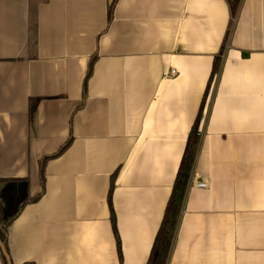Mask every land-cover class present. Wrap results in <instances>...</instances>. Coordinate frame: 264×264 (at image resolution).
<instances>
[{
  "label": "crops",
  "instance_id": "1",
  "mask_svg": "<svg viewBox=\"0 0 264 264\" xmlns=\"http://www.w3.org/2000/svg\"><path fill=\"white\" fill-rule=\"evenodd\" d=\"M112 1L0 0L10 263L147 264L218 56L165 264H264V0Z\"/></svg>",
  "mask_w": 264,
  "mask_h": 264
},
{
  "label": "trees",
  "instance_id": "2",
  "mask_svg": "<svg viewBox=\"0 0 264 264\" xmlns=\"http://www.w3.org/2000/svg\"><path fill=\"white\" fill-rule=\"evenodd\" d=\"M236 3H237L236 0L230 2V5L232 6V8H234V5ZM114 4H115V0H113L111 2L110 8H109V17L111 16V12H112ZM93 61H94V58H92L91 61L89 62L88 72H87V75H86L85 80L83 82V91L85 90L86 81L90 75ZM219 63H220V58L217 56L214 58V61H213V66H212L211 74L209 77L208 86L205 90L199 111H198L197 116L194 120V123L191 127V130L187 136L183 155H182V158H181L180 163H179V167H178V170H177L174 182H173L171 193H170L169 198H168L166 205H165V210H164V214L162 217L161 224H160L159 229L156 233V236H155L154 241H153V245H152L151 250H150V254H149L147 264H165V261H166V258H167V255H168V252H169V249L171 246L173 232H174V229H175V226L177 223V219H178V215L180 212L181 203H182V200L184 197L185 187H186V184H187V181L189 178V174H190V171L192 168L195 149L197 147L198 140H199V135H198L199 123L201 120V115H202V111L204 108L206 96L208 93L209 85H210L215 73L217 72V70L219 68ZM38 101H39L38 98L31 99V101H30L29 115L31 117H32V115L36 109ZM70 142H71V138H69L65 142V144L57 152H55L52 155H49V156L47 155V156H44L41 158V160L39 162V177H40V183L42 186V190L36 196L31 198L29 201L38 200L40 198L41 194L43 193V190H44V166H45L46 161L52 157H56L57 155L61 154L68 147ZM115 174L116 173H114L111 176L110 187H109V192H108V203H109L110 210H111V222H112L113 230H114V233H115V236L117 239L118 255H119V258L121 260L122 256H121L120 240H119L118 235H117L115 219H114V212H113L112 203H111V195H112V192L114 189ZM27 201H28V199L21 200V202L18 205L15 212L8 215V216H3L0 213V243L4 246L6 252H7V228L9 226V224H11L12 220L17 216L20 209L23 207V205ZM0 206H1V201H0Z\"/></svg>",
  "mask_w": 264,
  "mask_h": 264
},
{
  "label": "rangeland",
  "instance_id": "3",
  "mask_svg": "<svg viewBox=\"0 0 264 264\" xmlns=\"http://www.w3.org/2000/svg\"><path fill=\"white\" fill-rule=\"evenodd\" d=\"M17 203L12 197H8L4 203V213L9 214L17 208Z\"/></svg>",
  "mask_w": 264,
  "mask_h": 264
},
{
  "label": "built area",
  "instance_id": "4",
  "mask_svg": "<svg viewBox=\"0 0 264 264\" xmlns=\"http://www.w3.org/2000/svg\"><path fill=\"white\" fill-rule=\"evenodd\" d=\"M176 74V70L175 69H170V71L167 73V75H169V76H173V75H175ZM194 185L195 186H197V187H206L207 186V183L205 182V181H196L195 183H194Z\"/></svg>",
  "mask_w": 264,
  "mask_h": 264
},
{
  "label": "water",
  "instance_id": "5",
  "mask_svg": "<svg viewBox=\"0 0 264 264\" xmlns=\"http://www.w3.org/2000/svg\"><path fill=\"white\" fill-rule=\"evenodd\" d=\"M0 247H1V249H2V252H3V254H4V257H5L6 261H7V263H8V264H11V263H10V260H9V257H8V254H7V252H6L5 248H4V246L1 244Z\"/></svg>",
  "mask_w": 264,
  "mask_h": 264
}]
</instances>
